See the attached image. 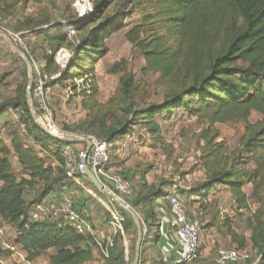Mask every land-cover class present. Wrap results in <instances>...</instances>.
I'll return each instance as SVG.
<instances>
[{
    "label": "trees",
    "instance_id": "trees-1",
    "mask_svg": "<svg viewBox=\"0 0 264 264\" xmlns=\"http://www.w3.org/2000/svg\"><path fill=\"white\" fill-rule=\"evenodd\" d=\"M113 1L116 0H101L92 5L91 13L78 14L69 20L67 24L75 29L71 38L61 32L45 35L44 41L52 51L45 56V67L39 73L43 76L48 72L46 76L59 78L44 87L70 81L76 91L74 82L83 80L84 90L80 95L82 108L87 112L84 125L95 138L110 146L127 137L135 125L148 130L156 139L158 122L170 120L176 114H186L207 124L208 129L197 136V141L202 143L199 161L205 179L191 184L182 196L187 203L205 205L210 194L224 190L238 209H247L248 201L253 199L257 208L250 220V243L258 256V264H264V0H134L129 13L107 14L105 9ZM135 11L138 20L125 33V39L141 54L142 73L156 75L166 94L160 104L137 110L128 118L124 114L131 109L127 102L134 99L141 84L126 72L125 64L114 63L109 69V74L121 75L115 92L105 103L97 101V88L91 79L87 80V75H93L95 65L109 53L107 40L126 27V19ZM41 23L46 26L49 21ZM61 27H57L59 31ZM60 49H70L74 56L64 71L54 62ZM17 91L11 103L26 134L42 151L54 157L59 166H46L37 151L24 144L18 135H13L11 147L0 140V219L15 228L14 247L22 250L29 263L48 255V264H93L97 260L100 264H126V248L120 231L110 236L111 245L103 254L92 237L78 235L63 218L31 219L34 206L52 195L51 199L55 200L62 194L75 195V202L71 196L74 208L77 211L88 208L80 198L83 189L65 179L64 151L78 144L46 134L33 120L26 90L18 88ZM125 103L128 109L118 116ZM253 112L261 119L251 124L248 120ZM4 118L2 105L0 120ZM229 123H245L246 127L238 149L227 153L225 143L218 142L220 134L213 127ZM11 153L17 159L21 178L14 172ZM108 169L128 180L119 170L115 171L111 160ZM79 178L88 181L84 176ZM141 186L130 207L139 208L135 212L140 214L146 233L153 231L148 240L150 247L155 248L159 244L156 201L168 192L147 188L145 183ZM92 187L95 195L102 196ZM248 187L250 194L245 192ZM168 189L180 195L174 184ZM30 193H34L33 197ZM201 208L196 212H202V222L205 212L204 206ZM115 211L123 220V234L132 236L131 246L127 248L128 256L132 255L138 237L136 222L128 212L120 210L119 213L116 208ZM227 223L229 226L228 220ZM148 240H144L141 248ZM105 246L103 240L102 247ZM3 255L0 250V256Z\"/></svg>",
    "mask_w": 264,
    "mask_h": 264
},
{
    "label": "rangeland",
    "instance_id": "rangeland-1",
    "mask_svg": "<svg viewBox=\"0 0 264 264\" xmlns=\"http://www.w3.org/2000/svg\"><path fill=\"white\" fill-rule=\"evenodd\" d=\"M99 1L101 0H85V3L91 2L94 6ZM83 2L84 0H0V106L4 105L5 112V118L0 120V140L11 147L10 142L13 135H18L24 144L32 146L37 151L46 166L57 167L59 165L54 157L42 151L40 146L26 134L11 102L17 97L18 88L25 89V98L30 111L34 110L35 115L43 116L40 109V104H42L40 96L36 95L33 87L36 81L35 69L41 72L45 67V56L50 55V51H52L44 41L45 35L60 33L61 30L59 31L57 27L67 25L69 20L78 16V10L83 6ZM133 5L134 0H116L109 8L105 9V12L107 14L112 11L119 14L129 13ZM45 20L49 21L46 26L41 23ZM137 20L138 14L135 11L130 18L126 19V27L110 36L106 42L109 53L95 65L93 75H87V80L91 79L97 88V101L105 103L115 92L118 78L121 75H111L108 73L109 69L114 63L123 62L125 64L126 72L133 75L135 80L141 84L136 89L134 99L127 102L131 109L127 110L126 103L120 108L118 116H121L124 113L122 111L126 109L128 113L124 114L128 118L137 110L160 104L166 94L156 75L142 73L143 58L139 51L125 39V33ZM63 36L65 35L63 34ZM66 55L67 60L62 62L63 65L60 60L57 64L54 57V62L61 71L66 70L74 57L70 49L67 50ZM45 74L49 75L48 72ZM88 82L90 83V81ZM77 84L75 81L76 91L73 90L70 81L48 85L42 90L43 99L53 113L54 124L61 131L69 134L70 132L74 134L87 133V135L95 136L84 125L87 112L82 108L80 92L84 90L85 83ZM86 90L88 92L89 88ZM260 119L261 116L253 112L248 123L252 124ZM158 125L159 134L156 139L148 134V130L135 125L127 137L118 139L110 146V160L115 171L119 170L118 172L127 177L132 184V196L124 200L129 206L134 200L135 193L142 188L141 183H145L147 188L154 190L162 188L164 192L174 184L180 191L181 197L182 193L189 190L191 184L205 179L199 161L202 143L197 141V136L201 131L207 130L209 126L186 114H176L170 120L159 121ZM245 127V123H229L215 125L213 129L220 134L218 142H224L227 153H230L238 149ZM9 158L15 174L21 178L20 167L15 155L11 153ZM248 168H252L251 164H248ZM89 183V181H85L84 186L93 191V185ZM250 191V187L245 189L248 194ZM33 195L34 193H30V197ZM71 196L73 199L76 198L75 195ZM99 197L102 198V196ZM80 198L87 204L90 221L95 222L98 239L102 240V236H113L117 231H120L116 223L111 224L112 222L108 219L109 213L104 206L97 203L84 191ZM102 199L108 205V201ZM207 200L208 203L205 205L184 203L185 209L190 215L196 210L202 209V206H204L205 212L202 218L204 229L200 239V257L192 264H218L217 253L222 248L238 249L250 256L247 261L233 264H258V256L250 243V220L257 208L255 201L250 199L247 209H238L231 195L224 190H216L208 196ZM115 208L119 213L120 210L126 211L119 204ZM135 210L139 211V208ZM135 210L131 207L128 208V211L137 217L142 233L141 235L138 233L135 251L128 256L126 264L135 262L138 239L141 237L143 244L144 240H148L153 235V231L146 233V228L139 218L140 214L137 215ZM167 216L169 217V214ZM227 220L229 226H227ZM0 229L3 231L0 250L5 254L0 257V264H48V255L42 256L32 263L27 262L22 250L13 245L16 235L15 228L0 219ZM231 232L235 234V237ZM123 236L127 248H130L132 236ZM150 245L148 240L140 249L138 264L146 262L162 264L165 262L160 258L159 249L150 247ZM93 264H100V262L97 260Z\"/></svg>",
    "mask_w": 264,
    "mask_h": 264
},
{
    "label": "built area",
    "instance_id": "built-area-1",
    "mask_svg": "<svg viewBox=\"0 0 264 264\" xmlns=\"http://www.w3.org/2000/svg\"><path fill=\"white\" fill-rule=\"evenodd\" d=\"M83 6L78 10L80 16H85L93 11L92 3L83 2ZM61 32L68 38H71L75 34V29L72 25L65 24L60 28ZM67 53V50L60 49L56 52L55 61L59 64L58 60L63 59ZM37 74V81L35 83L34 92L40 96L42 104L40 109L43 112V116H37L34 110H31V114L35 123L44 129L50 136L59 138L68 143L78 144L77 146L68 147L64 151V158L66 161V173L65 179L74 183L81 189L86 190L82 180L79 176H84V171L88 169L97 180L103 185V187L115 194L119 200L122 201L121 205L118 201L113 200L101 193L102 198L108 201V205L104 200L93 195L94 199L110 214L112 224L116 223L119 226V230L122 235L121 228L122 218L115 211V206L119 204L123 209H128L130 206L125 203V199L132 196L131 183L120 176L118 173L108 169L110 161V145L106 142L100 141L91 135H76L69 134L61 131L53 121V113L49 109L43 99L42 90L47 82H54L58 80L59 76H46L41 75L38 69H35ZM83 80L77 81V85L83 83ZM128 105H126L127 107ZM38 119H42L45 125H49L51 128L48 131L45 127L38 122ZM80 146V147H79ZM92 195V193H90ZM163 199L169 204L170 212L172 214V220L170 222L171 229L175 233V242L178 246L182 247V254L177 260L165 261L162 264H192L196 262L200 257V239L203 233L201 216L202 212H196L193 215L188 214L185 209L184 202L173 191L167 193ZM30 217L34 221H43L47 218L63 220L69 224L74 231L81 236H90L95 240V243L101 249L103 254H106V248L111 245V237H103L102 240L97 238V231L94 225L89 222V212L87 209L77 211L72 203L71 196L62 194L59 199H47L42 203L34 206L33 211L30 213ZM3 231L0 229V245L2 244ZM124 238V236H123ZM106 241L105 248L102 247V241ZM125 243V256L128 259V251L126 240ZM250 256L244 252L236 251L235 249L222 248L217 253L218 264H233L239 261H247Z\"/></svg>",
    "mask_w": 264,
    "mask_h": 264
},
{
    "label": "crops",
    "instance_id": "crops-1",
    "mask_svg": "<svg viewBox=\"0 0 264 264\" xmlns=\"http://www.w3.org/2000/svg\"><path fill=\"white\" fill-rule=\"evenodd\" d=\"M82 182L84 184L85 179H82ZM83 191L86 192L91 197H93L94 195V192L92 190H89L90 193H92V195L88 193V191L85 190ZM167 192L170 193L172 192V190L168 189ZM52 197H54V195L48 197L47 199H51ZM178 197L182 199L185 204L187 203L184 196L180 197V195H178ZM156 213L159 221V244L157 248L159 249L160 252V258L163 259L164 261L177 260L182 254V247L178 246L175 242V233L170 226V222L172 220V214L170 212L169 204L163 198H159L156 201ZM166 214L167 215L169 214V217ZM102 237H107V236H102ZM145 264H150V263L146 262Z\"/></svg>",
    "mask_w": 264,
    "mask_h": 264
},
{
    "label": "water",
    "instance_id": "water-1",
    "mask_svg": "<svg viewBox=\"0 0 264 264\" xmlns=\"http://www.w3.org/2000/svg\"><path fill=\"white\" fill-rule=\"evenodd\" d=\"M28 63V62H27ZM29 97V96H28ZM29 100V98H28ZM46 134H48L44 129H42ZM49 135V134H48ZM50 136V135H49ZM53 137V136H51ZM54 139L56 140H60V141H63L59 138H56V137H53ZM84 177H86V179L94 186V188L99 191L100 193L104 194L105 196L113 199V200H116L118 201L121 205H123L122 201L118 199V197L111 193L109 190L105 189L103 187V185L97 180V178L88 170L86 169L84 171ZM132 217L133 219L135 220L136 222V226H137V229H138V233L139 235H141L142 233V230H141V227L139 226L138 224V221H137V217L130 211H128V209L126 208L125 209ZM141 246H142V240H141V237L138 239L137 241V248H136V256H135V262L134 264H138V261H139V253H140V249H141Z\"/></svg>",
    "mask_w": 264,
    "mask_h": 264
},
{
    "label": "bare ground",
    "instance_id": "bare-ground-1",
    "mask_svg": "<svg viewBox=\"0 0 264 264\" xmlns=\"http://www.w3.org/2000/svg\"><path fill=\"white\" fill-rule=\"evenodd\" d=\"M65 57H67V56H65ZM65 57H64L63 59L60 60L61 64H62V62H65V61L67 60ZM62 65H63V64H62ZM38 122H40V124H42V126L45 127L48 131H51V130H50L51 128L49 127V125H45L44 122H43L42 120L39 119ZM51 132H52V131H51Z\"/></svg>",
    "mask_w": 264,
    "mask_h": 264
}]
</instances>
